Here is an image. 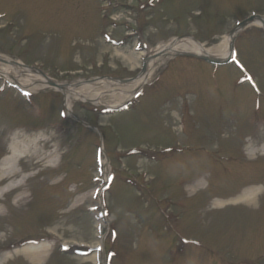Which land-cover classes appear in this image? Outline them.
I'll use <instances>...</instances> for the list:
<instances>
[{
    "label": "rangeland",
    "instance_id": "obj_1",
    "mask_svg": "<svg viewBox=\"0 0 264 264\" xmlns=\"http://www.w3.org/2000/svg\"><path fill=\"white\" fill-rule=\"evenodd\" d=\"M119 1L113 2L112 17L133 20L147 54L187 35L213 46L238 21L264 15V0H157L138 17L131 15L136 10L123 8L126 0ZM101 5V0H0V11L9 12L0 20V49L7 52L1 53L41 68L59 83L106 77L133 83L143 63V52L135 49L138 35L124 46L104 42ZM126 26L107 30L120 38ZM249 29L236 45L241 61L258 76L264 110V32ZM194 59L175 55L164 61L153 79L167 70L133 109L119 114L104 113L105 103L81 99L69 112L64 91L47 87L26 96L0 78L5 87L0 168L16 154V162L6 161L5 168L17 169L15 181L28 177L24 187L7 193V182H0V254L11 253L1 264H107L103 251L93 247L110 237L112 218L101 216L100 205L108 167L116 179L106 195L120 230L112 264H264V128L251 116L258 97L247 86H230L239 73L234 66L212 74L209 64ZM34 137L37 144L28 151L27 138ZM102 137L108 157L100 165L96 152ZM203 147L219 152L227 168L210 160ZM143 148L173 157L134 151ZM127 175L141 183L148 179L151 185H143L159 197H147L149 191L140 197L124 182ZM250 189L254 200L233 202ZM22 193L27 198L16 202ZM29 235H43L49 244L41 260L7 249ZM75 241L93 250L72 255L61 246Z\"/></svg>",
    "mask_w": 264,
    "mask_h": 264
},
{
    "label": "bare ground",
    "instance_id": "obj_2",
    "mask_svg": "<svg viewBox=\"0 0 264 264\" xmlns=\"http://www.w3.org/2000/svg\"><path fill=\"white\" fill-rule=\"evenodd\" d=\"M255 25H261L262 22L255 21ZM232 36L229 34L223 35L221 41L218 44L213 46H208L206 44H201L196 42L192 38H186L183 40L180 39H172L166 42L161 43L155 49L149 51L148 55H153V58H150L148 61L147 70L140 74L133 83L124 84L119 83V81H115L113 83L101 80L93 83H82L78 84H65L64 91L66 94V103L69 109H73L74 102L76 100H94L96 103L107 104L110 107H118L121 104L130 100L134 94L145 85L148 81H150L151 76L157 71L158 67L167 59L174 56L180 52H195L198 54L208 53L218 58H227L231 53L230 41ZM156 55V56H155ZM132 59V58H131ZM4 62L6 64H4ZM12 59L0 53V76L4 79L9 80L10 82L17 83L21 87L26 90L36 92L40 89L47 88L48 78L43 76L39 72H34L32 69L23 65L20 61H16L15 64H11ZM27 135V134H23ZM28 142V151L30 150V146L36 145L38 137L27 138ZM58 150V149H56ZM53 151V154L56 152ZM17 155L14 154L11 158L7 159L9 162H16ZM5 161V162H6ZM5 162H3V166L0 168V182L6 181V188L11 187H23L25 185L26 175H23L21 179L15 181L13 177L17 175L19 172L15 167H7L5 168ZM198 184V183H197ZM4 189H0V199L4 194ZM25 194H20L19 197L16 198V202H19L20 199H24ZM247 199L249 202L254 200V190H245L241 197L236 198L234 201ZM217 203V202H216ZM220 202V200L218 201ZM217 203V204H218ZM2 212V207L0 206V213ZM49 249L48 244L41 243L39 246H31L27 245L21 249L15 250L17 252H24L28 254L31 258L41 260L47 250ZM11 253L6 252L0 255V264L10 257Z\"/></svg>",
    "mask_w": 264,
    "mask_h": 264
}]
</instances>
